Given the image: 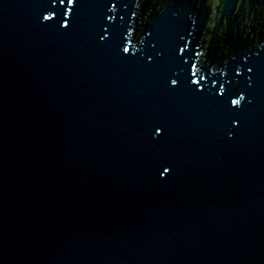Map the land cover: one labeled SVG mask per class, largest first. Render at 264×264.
Listing matches in <instances>:
<instances>
[{"label": "water", "instance_id": "water-1", "mask_svg": "<svg viewBox=\"0 0 264 264\" xmlns=\"http://www.w3.org/2000/svg\"><path fill=\"white\" fill-rule=\"evenodd\" d=\"M0 264H264V0H0Z\"/></svg>", "mask_w": 264, "mask_h": 264}, {"label": "snow or ice", "instance_id": "snow-or-ice-1", "mask_svg": "<svg viewBox=\"0 0 264 264\" xmlns=\"http://www.w3.org/2000/svg\"><path fill=\"white\" fill-rule=\"evenodd\" d=\"M69 2H71V3H74V2H75V0H69ZM173 83H175V81H173ZM232 103H233V104H236V103H237V101L233 100V101H232Z\"/></svg>", "mask_w": 264, "mask_h": 264}]
</instances>
